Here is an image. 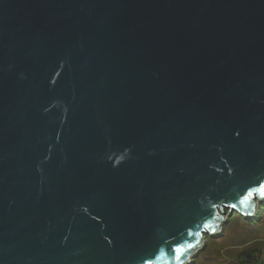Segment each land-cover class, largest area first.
I'll return each instance as SVG.
<instances>
[{
  "label": "water",
  "instance_id": "obj_1",
  "mask_svg": "<svg viewBox=\"0 0 264 264\" xmlns=\"http://www.w3.org/2000/svg\"><path fill=\"white\" fill-rule=\"evenodd\" d=\"M263 199L264 0H0V264H187Z\"/></svg>",
  "mask_w": 264,
  "mask_h": 264
},
{
  "label": "rangeland",
  "instance_id": "obj_2",
  "mask_svg": "<svg viewBox=\"0 0 264 264\" xmlns=\"http://www.w3.org/2000/svg\"><path fill=\"white\" fill-rule=\"evenodd\" d=\"M264 203V199L262 201L257 200L255 211L253 214L246 215V218L248 219H256L257 217H264V211L262 210V204ZM263 212V213H262ZM230 209L226 208L225 213H223V221L220 224L221 229L214 235L215 238L219 239V244L221 249H224L221 253L222 256H229L235 251L241 249V245L245 242H251L253 239L258 238L264 239V218L260 220L262 222L260 225L255 226L254 228H249L243 226V224L236 223L235 221H232V223L228 224V236L222 237L221 235L224 233V227L227 224ZM260 219V218H259ZM232 220H235L232 219ZM252 229V230H251ZM221 236V237H220ZM203 245L201 246L200 250L196 252L192 257L190 258L189 262L187 264H193L194 259L197 260L198 264H216L217 263V256L214 250L211 252H203L200 255H198L207 245L206 237L203 239ZM212 249L213 246L216 244L215 241L212 239L210 240Z\"/></svg>",
  "mask_w": 264,
  "mask_h": 264
},
{
  "label": "trees",
  "instance_id": "obj_3",
  "mask_svg": "<svg viewBox=\"0 0 264 264\" xmlns=\"http://www.w3.org/2000/svg\"><path fill=\"white\" fill-rule=\"evenodd\" d=\"M262 206H263L262 210L264 211V203L262 204ZM234 218L235 220H232ZM261 218L263 219L264 217L260 216L257 217L256 219H248L239 212L234 211L231 214V216L228 218L227 224L224 227V233L221 236L222 237L228 236L229 231L227 226L228 224L232 223V221L243 224V226L245 227L254 228L255 226L260 225L262 223L260 222ZM211 239L216 243L213 246L214 249H212L211 246V242H210ZM218 240L219 239L215 238L214 235L211 234L206 235L207 245L198 255H200L203 252H211L212 250H214L218 258L216 264H264V239L259 240L258 238H255L251 242H245L241 245L242 246L241 249L235 251L229 256L221 255L220 252H222L225 248L221 249ZM193 262H194L193 264H198L196 259H194Z\"/></svg>",
  "mask_w": 264,
  "mask_h": 264
},
{
  "label": "snow or ice",
  "instance_id": "obj_4",
  "mask_svg": "<svg viewBox=\"0 0 264 264\" xmlns=\"http://www.w3.org/2000/svg\"><path fill=\"white\" fill-rule=\"evenodd\" d=\"M190 247H191V245H190ZM182 251H183V250L180 249V248H177V249H176V252H177V253H180V252H182ZM177 258H179V257H177Z\"/></svg>",
  "mask_w": 264,
  "mask_h": 264
}]
</instances>
